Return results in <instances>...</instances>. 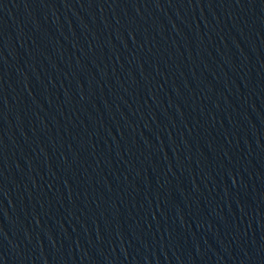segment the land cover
Returning <instances> with one entry per match:
<instances>
[{
  "label": "water",
  "instance_id": "95a60500",
  "mask_svg": "<svg viewBox=\"0 0 264 264\" xmlns=\"http://www.w3.org/2000/svg\"><path fill=\"white\" fill-rule=\"evenodd\" d=\"M0 264H264V0H0Z\"/></svg>",
  "mask_w": 264,
  "mask_h": 264
}]
</instances>
